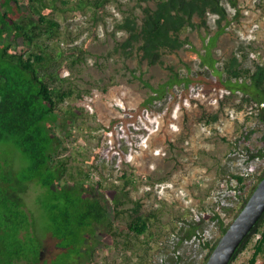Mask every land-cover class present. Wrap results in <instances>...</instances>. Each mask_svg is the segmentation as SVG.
I'll return each mask as SVG.
<instances>
[{
  "label": "rangeland",
  "instance_id": "obj_1",
  "mask_svg": "<svg viewBox=\"0 0 264 264\" xmlns=\"http://www.w3.org/2000/svg\"><path fill=\"white\" fill-rule=\"evenodd\" d=\"M47 1V12L61 22L56 43L65 53L63 86L74 91L61 103L62 109L67 110L61 119L65 145L62 154L68 156L78 178L90 172L87 188L117 190V196L129 200L124 207L140 200L147 213L155 214L149 217V230L144 235L128 229L124 212L115 223L121 234L112 235L106 227L98 226L99 234L90 238L94 256L83 264H151L160 254L171 260L172 253L161 249L159 241L176 229L180 220L216 210L215 195L221 186L229 184L244 157L250 160L251 153L264 148V123L241 93L226 95L217 103L212 101L224 85L208 61L211 56L202 58L210 50L201 45L200 35L192 33L200 46L198 50L186 45L179 52L167 53L165 65H148L138 57L122 58L113 50L126 36L125 31L116 29V23L134 0H111L102 8L88 6L75 11L53 9V0ZM62 1L56 4L60 6ZM224 4L231 18L227 32L231 40H236L235 49L215 50L221 60L218 67L254 68L256 63L264 64V0H237V8L229 0H224ZM213 18H209L211 24ZM26 48L27 45H20L17 51ZM75 57H79L76 62ZM182 60L187 63L181 65ZM169 65L175 66L181 77L201 76V81L190 86H202L203 94L185 104L189 89L179 84L149 108L138 111L151 93L138 76L157 85L169 74ZM183 65L191 66L184 67L191 70L184 72L180 69ZM132 117L135 119L118 121L113 130L109 129L115 118ZM0 153L14 163L13 171L17 170L19 178L22 165L17 164L18 156L4 147ZM257 166L260 174L254 173L243 182L246 195H250L253 183L264 171V159ZM11 176L10 196L24 202L37 232L50 246L47 217L40 202L42 187L33 180L20 182L14 174ZM127 178L130 183L124 193L122 186ZM237 213L227 210L224 222L229 224ZM204 226L210 229L207 240L219 236V226L208 222ZM256 238L252 237L230 264H248ZM205 248L185 247L186 262L198 264ZM263 261L264 257H259L256 264Z\"/></svg>",
  "mask_w": 264,
  "mask_h": 264
},
{
  "label": "trees",
  "instance_id": "obj_2",
  "mask_svg": "<svg viewBox=\"0 0 264 264\" xmlns=\"http://www.w3.org/2000/svg\"><path fill=\"white\" fill-rule=\"evenodd\" d=\"M56 1L53 0V9L75 11L88 6L102 8L111 0H72L70 6L71 0H63L60 6ZM134 1L116 23V29L125 31L126 36L113 50L122 58L138 57L148 65H165L167 53L185 48L190 39L188 35L183 36L184 30L204 28L209 35L207 45H213L231 22L224 0ZM229 1L237 8V0ZM49 7L47 0H0V148L15 153L19 158L17 164L22 165L17 178V170L13 171L12 167L14 163L0 153V264H83L94 256L95 248L90 238L99 234L98 226L106 227L112 235L121 234L115 223L124 212L128 229L136 235H144L149 230V217L155 215L151 211L147 213L140 200L124 207L129 200L117 196V190L104 192L87 188L90 172H85L84 178H78L68 156L62 154L65 145L61 119L67 110L62 109L61 103L74 91L63 86L65 77L61 69L65 53L57 46L61 22L47 12ZM212 15L214 21L211 24L209 18ZM20 45L28 48L17 51ZM78 59L75 57L73 61ZM168 68L171 79L165 85L173 86L179 73L175 66ZM224 69L227 76L223 78L222 71H216L218 79L231 90L230 94L240 92L245 102L252 103L264 123V105L260 107L264 102V64L256 63L252 72L241 66ZM138 78L151 91L138 106V111H142L166 94L163 95L142 75ZM193 79L187 82L186 89L197 82V76ZM132 119L135 117L115 118L109 129L113 130L118 121ZM256 156L264 158V148L251 153L249 159ZM12 174L20 182L33 180L42 187L40 202L47 217L50 246L37 232L35 220L24 202L4 193L12 187ZM263 175L264 171L253 183L251 192ZM233 176L244 187L246 177ZM129 183L130 178H127L122 186L124 193H127ZM248 196L243 199L241 208ZM204 221L190 222L183 238L191 237ZM218 226L219 236L213 241L207 240V251L198 264H205L228 224L219 218ZM254 236L257 238L248 264H256L259 257H264V212L237 248L232 261ZM179 261L188 264L184 255L173 256L167 264H179Z\"/></svg>",
  "mask_w": 264,
  "mask_h": 264
},
{
  "label": "built area",
  "instance_id": "obj_3",
  "mask_svg": "<svg viewBox=\"0 0 264 264\" xmlns=\"http://www.w3.org/2000/svg\"><path fill=\"white\" fill-rule=\"evenodd\" d=\"M247 67L251 69V72L254 69L249 66ZM182 70L184 72H188V70H191V68H182ZM202 89V86L199 85L190 86L189 97H186L185 104L189 103V100L192 98H199L200 95L203 94ZM230 93V89L226 87H220L215 92V96L212 101L214 103H217L220 99H222L226 95H229ZM263 105L264 102H261L260 107H262ZM255 110L258 112V109ZM234 153L235 152L230 154ZM263 159L264 158L261 156H256L255 158L250 160H247V158L244 157V160L241 161V166L239 167V170H237L234 174L248 177L250 175H253L254 173H259L257 172L259 167L257 166V164ZM245 196L246 194L243 190L241 182H239L238 178L233 176L229 184H223L220 190L218 191V194L215 195L216 210L212 211L211 213L208 211L199 212L198 214L192 216L191 220H180L178 222L177 228L170 231L165 238H162L159 241V245L162 248H166L168 251H170L174 257H179V255H183V249L185 247H202L203 243L205 242V240L207 241V237L210 235V229L205 227L204 223L208 222L211 226H218V219L222 218L224 220L225 216H227V210L231 213L238 212V210H240ZM216 215H219V218H215L214 216ZM201 220H205L203 225L198 228L191 237L183 238V233L185 229L189 226L190 222L196 223L200 222ZM205 249L207 251V248ZM181 263L182 261H179V264ZM151 264H167L166 256L163 254L159 255Z\"/></svg>",
  "mask_w": 264,
  "mask_h": 264
},
{
  "label": "water",
  "instance_id": "obj_4",
  "mask_svg": "<svg viewBox=\"0 0 264 264\" xmlns=\"http://www.w3.org/2000/svg\"><path fill=\"white\" fill-rule=\"evenodd\" d=\"M264 212V175L249 195L245 205L228 224L211 250L205 264H230L243 239Z\"/></svg>",
  "mask_w": 264,
  "mask_h": 264
},
{
  "label": "crops",
  "instance_id": "obj_5",
  "mask_svg": "<svg viewBox=\"0 0 264 264\" xmlns=\"http://www.w3.org/2000/svg\"><path fill=\"white\" fill-rule=\"evenodd\" d=\"M192 33L196 36V34L200 35L201 36V40H202V44L206 45V49H208V51L210 50L209 53H206V54H203L202 55V58L203 60L205 59H209L208 56H211V59H209L208 61H211V66H212V69L216 72V71H222V77L224 78V76L226 75L224 70L221 68L218 67V64L221 63L220 61V56L215 52V50H221V51H228L230 49H235V40H231L230 38V33L227 32V30L223 33H221L217 40L215 41V43L213 45H207V41H208V38H209V35L206 34V31L204 30V28H201V30H192V31H189V30H184L183 32V36L185 35H188L189 36V39H190V43L188 44L190 47H193V49L195 50H198V48H200V46H198V41L196 39H193L192 38ZM213 33V32H212ZM211 33V34H212ZM231 40V43L229 42ZM237 43V42H236ZM187 45V46H188ZM181 51L178 50L177 52ZM207 51V52H208ZM214 55V56H213ZM179 60V59H178ZM185 60H182L181 61V65L182 64H185L187 62H184ZM189 64V63H188ZM191 67L189 65H183V67H181L180 69L184 68V67ZM176 71V69H175ZM170 74L171 72H169V74L167 75V77L165 78V80H161L159 81V83L157 85L151 83L154 87L156 88H159V91L163 93V95L169 93V92H172L174 87L176 85H179V84H183L184 86L187 84L188 81H191V80H194L193 79V76H187V77H181L180 75H178L176 77V83H174L173 86H170V85H165L167 81H169L171 78H170ZM216 76H217V73H215ZM218 77V76H217ZM202 80V77L201 76H198L197 79L195 81H201ZM220 82H222L220 79H219Z\"/></svg>",
  "mask_w": 264,
  "mask_h": 264
},
{
  "label": "flooded vegetation",
  "instance_id": "obj_6",
  "mask_svg": "<svg viewBox=\"0 0 264 264\" xmlns=\"http://www.w3.org/2000/svg\"><path fill=\"white\" fill-rule=\"evenodd\" d=\"M6 195H8V196H10V188H7V190H5V192H4ZM10 197H12V196H10ZM12 198H14V197H12ZM15 199V198H14ZM18 200V199H17ZM21 201V200H20ZM26 208V207H25ZM27 209V208H26Z\"/></svg>",
  "mask_w": 264,
  "mask_h": 264
},
{
  "label": "bare ground",
  "instance_id": "obj_7",
  "mask_svg": "<svg viewBox=\"0 0 264 264\" xmlns=\"http://www.w3.org/2000/svg\"><path fill=\"white\" fill-rule=\"evenodd\" d=\"M227 223H228V222H227ZM218 240H219V239H218ZM161 249H163V250H167L166 248H162V247H161ZM160 255H161V254H160ZM163 255H165V254H163Z\"/></svg>",
  "mask_w": 264,
  "mask_h": 264
}]
</instances>
